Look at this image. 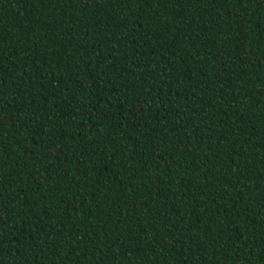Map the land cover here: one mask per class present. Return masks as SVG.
<instances>
[{"label": "trees", "instance_id": "obj_1", "mask_svg": "<svg viewBox=\"0 0 264 264\" xmlns=\"http://www.w3.org/2000/svg\"><path fill=\"white\" fill-rule=\"evenodd\" d=\"M0 264H264V0H0Z\"/></svg>", "mask_w": 264, "mask_h": 264}]
</instances>
